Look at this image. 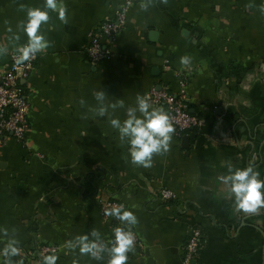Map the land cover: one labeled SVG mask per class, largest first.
<instances>
[{"label": "crops", "instance_id": "1", "mask_svg": "<svg viewBox=\"0 0 264 264\" xmlns=\"http://www.w3.org/2000/svg\"><path fill=\"white\" fill-rule=\"evenodd\" d=\"M63 2L67 24L50 13L42 31L51 46L22 81L30 103L26 140L0 145V250L7 229L21 249L14 261L38 264L40 246L56 245L50 254L59 257L57 264L74 258L106 264V254L98 261L64 245L93 228L110 240L116 225L101 206L116 200L138 220L131 229L141 244L128 253L127 264H185L193 227L203 232L193 264H264V208L236 211L219 179L229 167L251 163L264 180V14L258 7L264 0L137 1L110 43L112 57L96 66L87 48L123 0ZM43 3L0 0V45L8 48L0 70L27 43L22 32L18 44L10 40L26 18L19 6ZM182 56L191 58L189 66L179 63ZM153 87L185 88L201 124L187 132V142L173 134L169 150L144 168L131 163L128 145L93 109L123 99L125 108L109 109L123 121L137 95L149 96ZM99 91L105 102L96 101ZM163 188L176 197L162 200Z\"/></svg>", "mask_w": 264, "mask_h": 264}, {"label": "clouds", "instance_id": "2", "mask_svg": "<svg viewBox=\"0 0 264 264\" xmlns=\"http://www.w3.org/2000/svg\"><path fill=\"white\" fill-rule=\"evenodd\" d=\"M167 4L168 0H161ZM148 3L142 2L140 7L147 10ZM247 7V6H246ZM264 14V4L258 6ZM21 11L26 12V18L17 24V32L13 33L11 27L8 32L13 33L10 40L13 44L20 41L19 32L27 37V43L15 48L16 56L14 59L17 64L34 59L37 54L45 53L51 46L50 42L43 34V27L49 25L51 21L50 13H57L58 19L67 24V8L63 0H44L43 5L30 7L21 4ZM127 11V9H125ZM7 25L8 22L5 21ZM8 54V48L0 45V56ZM179 63L182 66H189L191 58L182 56ZM97 102H105L106 93L104 91L93 93ZM84 104V101H81ZM117 108H125L123 99L116 103H102L93 109L99 117L107 116L110 126L119 134L121 144L128 145V153L131 163L135 166L151 168L153 157L163 155L169 150L172 135L175 129L172 125L170 116L161 108L154 107L151 98L145 95H137L135 106L126 108V119L121 121L113 118V112ZM228 175L221 176L220 181L227 186L230 198L234 199V208L238 212L252 214L264 208V180L260 179V173L255 170L250 163L246 168H228ZM106 217H113L120 222V225L113 228V239L109 243L101 237V233L93 228L86 235H77L65 242L64 247L72 253L79 251V256H89L94 260H103L107 255L106 264H127L128 253L134 249L135 236L131 227L138 223L137 217L132 211L126 210L123 204H114L104 211ZM3 234L8 237V242L2 250L3 264H23V261H14L13 258L21 254L18 247V240L8 236V230L4 229ZM59 257L55 254H41L38 264H57ZM72 264H79V259L74 258Z\"/></svg>", "mask_w": 264, "mask_h": 264}, {"label": "built area", "instance_id": "3", "mask_svg": "<svg viewBox=\"0 0 264 264\" xmlns=\"http://www.w3.org/2000/svg\"><path fill=\"white\" fill-rule=\"evenodd\" d=\"M142 0H123L122 5L118 8L112 18L102 21L98 30L93 34L90 45L87 48L88 58L93 65L101 64L112 57V49L110 43L114 36L125 27L128 12L131 6ZM127 9V11H125ZM16 52L10 54L11 64L7 70H0V145L5 144L9 140H16L24 143L27 131L29 129V111L30 103L26 96V88L23 80L26 79L32 71L34 65L39 59L40 54L27 62L16 63L14 57ZM181 86L185 83L181 79ZM149 97L154 104L161 105L165 108V112L170 116L172 125L175 129L173 133L176 137L181 138L187 132L200 126V117L190 110L189 100L186 95L185 88L175 93L167 87L157 89L153 87L149 93ZM160 197L164 201L173 200L176 195L168 189L163 188L160 191ZM114 204H121L116 200H107L102 203L101 210L104 215L106 208ZM116 226L120 222L111 217ZM135 236V247L141 242L135 231L131 229ZM203 232L199 227H193L189 233L185 243L184 262L185 264H193L202 248ZM110 240L105 241L109 243ZM59 249L56 245L40 246V253H55Z\"/></svg>", "mask_w": 264, "mask_h": 264}, {"label": "water", "instance_id": "4", "mask_svg": "<svg viewBox=\"0 0 264 264\" xmlns=\"http://www.w3.org/2000/svg\"><path fill=\"white\" fill-rule=\"evenodd\" d=\"M188 140H189V135H187V134L184 135L183 136V142H185V141L187 142Z\"/></svg>", "mask_w": 264, "mask_h": 264}]
</instances>
